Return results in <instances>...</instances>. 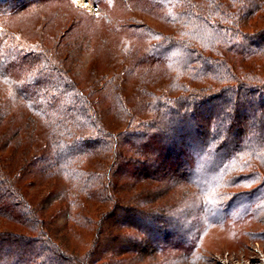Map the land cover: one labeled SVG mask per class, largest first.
Here are the masks:
<instances>
[{"label":"rangeland","instance_id":"374dc122","mask_svg":"<svg viewBox=\"0 0 264 264\" xmlns=\"http://www.w3.org/2000/svg\"><path fill=\"white\" fill-rule=\"evenodd\" d=\"M97 3L101 11L91 14L71 0H0V161L9 174L0 177V264H19L16 250L31 244L25 238L42 248L50 244L45 255L62 244L66 261L52 264H165L178 256V264H264V0ZM200 50L229 73L210 91L230 86L241 102L236 116L227 112L234 103H227L226 118L206 120L210 132L234 118L237 125L216 153H224L219 173L213 178L208 167L195 188L177 149L164 142L170 120L159 123L157 115L179 94L177 82L188 84ZM198 81L195 88L207 91ZM85 102L96 111L92 124ZM151 119L160 127L135 140L134 134L145 137ZM125 133L110 157L109 140ZM72 135L87 144L73 165L101 173L81 210L78 188L54 146ZM160 135V142L153 139ZM243 142L236 156L227 153ZM100 195L144 211L136 213L140 229L117 224L128 213H115L100 245L104 252L93 250L88 232L112 206ZM85 215L94 222L81 228L77 221ZM191 229L189 251L178 253L172 246ZM7 233L22 239L12 243ZM44 254L29 264H50Z\"/></svg>","mask_w":264,"mask_h":264},{"label":"trees","instance_id":"16d2710c","mask_svg":"<svg viewBox=\"0 0 264 264\" xmlns=\"http://www.w3.org/2000/svg\"><path fill=\"white\" fill-rule=\"evenodd\" d=\"M94 1L97 2L98 0H94ZM207 21L209 24H211L210 19L207 18ZM180 43H181L180 41L172 42L171 44H169V46H176L177 44L179 45ZM185 43H187V41ZM220 67L221 66L217 61L211 62L210 58L205 57V55L201 52V50L200 52H197L195 57L192 59V63L190 67L187 70V71L190 70L187 76V78L189 79L188 84L178 85V82H177V86H179L181 89L180 91H178L179 94L177 95L175 99L170 100L171 102L170 105H165L166 110L162 111V109H160L158 113L159 115H157L159 123L161 122L164 123L163 120L167 119V120H170L171 124H174V125H171L170 123H167L168 125L171 126V128H169L170 129L169 130L167 127L169 134H167L166 137L164 138V142L170 147H173L175 150L177 149V152H179L180 157H181L179 159L180 162L181 161L185 162V164L189 167V173H188L187 178L189 180V183L193 184L192 186L195 188L196 187L198 188V185H201L199 184L200 182L204 183L203 178L208 173V170H209L208 167L212 166L213 173H215L213 178H215V176L219 173L221 169L220 161L223 158L224 153H221V154H216V153L218 151H223L224 148L228 146V143L226 142V138L230 136L229 133L231 134L237 125L234 122L235 121V118H234V121H232V123L229 125L228 128H224V129L219 128V130L217 129L216 132H210L209 126H207L206 124V120H209V121L214 120V119L221 120V117L225 116L224 112L221 109L227 103L228 104L234 103V105L232 104V106H230V110L228 109L227 112H230V116L232 117L236 116L234 112L236 113V107L241 102V99L239 98L240 95L237 96L238 98L233 97V94L235 93V91L233 92L230 91L229 89L230 86L226 88L224 86L223 87L220 86L218 90L210 91L212 89H215V87H212V86H215V84L217 85L216 88L220 84H223V82H225L224 80L225 75L226 76L229 75V73L223 74V71L220 69ZM177 79L178 77L176 78V80ZM197 79H199L201 85L204 86L205 89H208L207 91L206 90L201 91L195 88ZM243 89L245 91L246 88H243ZM226 96L227 97L232 96V97L231 99H226ZM228 100H230L231 102H228ZM85 103H82V104H83V107H86L87 105L86 107L87 115H89L87 121L90 124H92V122L97 118L96 111L94 110L91 112V110L89 109L90 108L89 103H86V104ZM159 105H161V102H159ZM68 109L70 110V108ZM71 109L72 110L70 111H73V107H71ZM82 111L84 112L83 114L86 115L85 109H82ZM73 113H75V111H73ZM167 115H170V116H167ZM156 121L157 119L149 120V122L151 123H149L150 124L148 128L149 131L145 134V137H144V134L142 136H139L138 134H134L133 135L135 137L134 139L135 140L148 139L149 137L148 133L160 127V125L156 126V124H154V123H157ZM120 135L126 137L129 134L125 133V134L117 135L116 137L117 139L116 141H114L113 144L110 139L109 140L110 146H108L109 148L107 149L108 155H110L109 152H113L115 158L118 153L116 149H118L120 145L122 144V140H121L122 138H120ZM103 136L105 137V135ZM239 136H242V134H239L237 137L239 138ZM243 136H245V134ZM159 137H162V135L154 136L153 139L160 142L161 138ZM245 143L246 142H243L235 149H233L234 147H232L229 151H227V153L230 154V156L232 157L236 156L239 153V151L244 148ZM84 145H87V144H86V140L83 139V137H77L73 135L68 136V138H65L62 142L59 143V145L54 144V146H56V149H57V146H59V149H57L59 150L58 158H57L58 164L62 165L63 171L64 173H66V176L69 177L70 179L72 178V180L74 181V184L78 188V191L76 193H77V196L80 197V202H78L80 204L79 206L80 210L82 209V205H86L84 203H89L90 198H92L91 196L93 195V192L95 191V190L91 191V189L93 188V183H95L94 184L95 186L97 183L95 179L97 175L99 176L101 174L99 170H98L99 172L95 171L94 173L90 170L81 171L73 165L74 164L73 162L76 156H78V154H80V152L82 151L81 146L83 147ZM110 157L112 156L110 155ZM203 160H208L205 163L206 165H202ZM122 167H125V169L128 168L127 164L126 166L125 164L124 166L122 165ZM6 173H8L7 167H5V165H3V163L0 161V177L1 178L8 177L9 174H6ZM136 175L137 174H134L133 176L138 178L139 175L138 177ZM195 179L197 180L195 181ZM199 195H201V198H198V201H196L197 203L196 206L200 207L201 202L203 201L205 197V194L200 193ZM69 196L70 194L67 191L64 197L65 199H67ZM100 197H102L103 202H108L112 206H110V208L107 211L102 212L101 214L96 216L97 221L95 222L96 226L94 230H93V227L88 226L94 222L93 218L88 215H85L83 218H80L82 222L81 220L77 221V223L81 224L82 226L78 224L77 225L80 226L81 228L82 227L86 228L84 226L91 227V230L88 229V232L92 233V236H94L92 240L94 244L92 246L93 250L100 249L102 252H104V250L101 249L100 245L106 239V235L110 228L109 222L110 221L114 222L113 218L116 215L115 213L117 211H127L128 213L125 218L121 219V222L120 220H117L116 221L117 224H122V226L128 224V227L142 228L140 225L141 223L139 222L140 219H137L136 213L138 212L143 213L144 211L142 210L141 207L140 208L133 207V206L129 208L123 207L122 202H120L121 200L116 198L114 195L112 196L111 195H104V196L100 195ZM142 202L143 201H141V203H139L138 205L143 204ZM107 205L109 206V204ZM202 208H204V206H202ZM85 212L89 213L87 212V210H85ZM180 216L181 214H178V217ZM182 232L184 234V239L178 241L172 247H174L173 249L177 250L178 253L185 251V250H186L185 253H187L191 245V243L189 242V239L192 238L193 232H192V229L190 231L182 230ZM4 235L11 236L10 238L13 241L12 243L19 242V239H22V237L14 236L13 233H7ZM198 236H199V233L197 234V237ZM27 241L30 242L31 244H25V246L27 247V245H29L28 247L30 248L29 249L26 248L27 251H24V252H21L20 250H16L18 251L17 254L20 255V253H22L21 256H19L20 258L16 260L18 261L19 264L20 263L22 264V262L24 264H29L34 258L36 259L35 260L36 263L40 262L39 259L42 258V255L44 253H47V250H49L48 245L50 244H47L45 247L42 248L40 246L35 245L33 240L30 241L27 238H25V241L23 242H27ZM4 242H7V240H4ZM89 242L91 244V240ZM170 244H173V243H170ZM21 246L23 247V244H21ZM61 246L62 244H59V247H58L59 249L55 248L54 246H51V248H55V252H52L50 255L44 254L47 261L51 260V262H49L50 264H52V261L55 259H63L62 261H66L65 256L63 257L59 253V250L62 249ZM64 249H65L64 251L65 253L66 251L68 252V249L66 247H64ZM32 250H36L38 254H32L30 252ZM129 250L130 249H128V251ZM2 251L3 250L0 249V253ZM155 251L156 252L160 251V247H156ZM21 258H24V259H21ZM180 258L181 257L178 256L176 259L167 261V263L170 262L172 264H178Z\"/></svg>","mask_w":264,"mask_h":264},{"label":"built area","instance_id":"2783aa9c","mask_svg":"<svg viewBox=\"0 0 264 264\" xmlns=\"http://www.w3.org/2000/svg\"><path fill=\"white\" fill-rule=\"evenodd\" d=\"M71 2L80 8L88 10L91 14H96L101 11L99 4L94 0H71Z\"/></svg>","mask_w":264,"mask_h":264}]
</instances>
